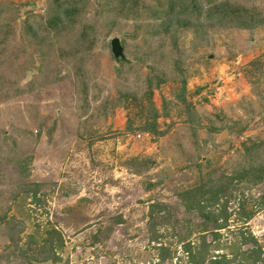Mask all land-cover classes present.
I'll list each match as a JSON object with an SVG mask.
<instances>
[{
	"label": "rangeland",
	"instance_id": "rangeland-1",
	"mask_svg": "<svg viewBox=\"0 0 264 264\" xmlns=\"http://www.w3.org/2000/svg\"><path fill=\"white\" fill-rule=\"evenodd\" d=\"M191 1L0 0V264H264V0Z\"/></svg>",
	"mask_w": 264,
	"mask_h": 264
},
{
	"label": "trees",
	"instance_id": "trees-1",
	"mask_svg": "<svg viewBox=\"0 0 264 264\" xmlns=\"http://www.w3.org/2000/svg\"><path fill=\"white\" fill-rule=\"evenodd\" d=\"M177 6H180L183 9L184 13H183V19H179L178 21H175V22L179 25L181 21L186 20L185 21L186 26H190V27L193 26L194 24L193 16L195 15V11H198L199 9H201V4L200 5L195 4L193 3V1H191L190 3L189 0H175V7ZM176 17H178V15ZM210 17H212L211 19L213 20L214 23L217 22L218 25H220V27H225V28L234 27L237 29H245V30L254 31L260 28L262 25V21H259L257 18H249L238 12L230 13L227 10L221 11ZM174 29H175V25L174 26L169 25V27L165 30V33L171 34L172 36L175 37V34H174L175 32H172ZM161 82L163 83V81ZM161 82L158 80L155 87L159 88L162 84ZM151 111H155V109L153 108L151 109ZM232 181H234V179H232ZM221 189L222 187H215L213 190L206 191L204 187H200L194 191H188L186 193H183L181 197L183 199L184 206L187 209V211L194 212L196 210L197 211L199 210L201 212H204V210L208 208L207 207L208 205L213 207L216 204H218V202L221 201L222 197L225 195V189H223L224 191H222ZM155 209H157V207H153L152 212H151L152 217H155V212H156ZM222 216L224 217L222 218ZM212 218L214 219L213 226L216 228V230L224 229L227 226L228 217L227 215H224V213L221 215V218H220L219 216L216 215L215 212L209 211L207 213L206 222L208 220H211ZM221 220L223 221L220 222ZM203 230L205 233L207 232L206 227L205 228L203 227ZM57 236L61 237V235H59L58 233H57ZM53 242L54 241H51L50 243L53 244ZM253 253H255V251ZM202 255H203L202 253L200 255L192 254L193 263L194 264H204L203 261H200V258H203ZM222 259L225 261L224 264H228L229 261L226 256H222ZM47 260L48 259H45V261Z\"/></svg>",
	"mask_w": 264,
	"mask_h": 264
},
{
	"label": "water",
	"instance_id": "water-1",
	"mask_svg": "<svg viewBox=\"0 0 264 264\" xmlns=\"http://www.w3.org/2000/svg\"><path fill=\"white\" fill-rule=\"evenodd\" d=\"M112 53L117 62H126L127 57L124 53V48L119 38H116L112 41Z\"/></svg>",
	"mask_w": 264,
	"mask_h": 264
}]
</instances>
